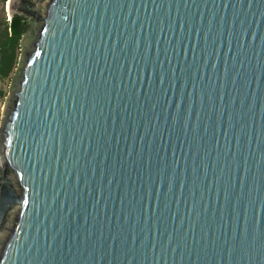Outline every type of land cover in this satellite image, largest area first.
<instances>
[{
    "label": "water",
    "instance_id": "1",
    "mask_svg": "<svg viewBox=\"0 0 264 264\" xmlns=\"http://www.w3.org/2000/svg\"><path fill=\"white\" fill-rule=\"evenodd\" d=\"M0 264H264V0H7Z\"/></svg>",
    "mask_w": 264,
    "mask_h": 264
},
{
    "label": "trees",
    "instance_id": "2",
    "mask_svg": "<svg viewBox=\"0 0 264 264\" xmlns=\"http://www.w3.org/2000/svg\"><path fill=\"white\" fill-rule=\"evenodd\" d=\"M6 0H0L3 4ZM0 13V79H9L14 73L20 54V40L27 29V19L14 15L6 20Z\"/></svg>",
    "mask_w": 264,
    "mask_h": 264
},
{
    "label": "rangeland",
    "instance_id": "3",
    "mask_svg": "<svg viewBox=\"0 0 264 264\" xmlns=\"http://www.w3.org/2000/svg\"><path fill=\"white\" fill-rule=\"evenodd\" d=\"M6 2H7V0L3 4L0 2V13L2 14L1 10L3 8L4 15H6V20H8V14L6 12ZM13 74L10 76L9 79H4V80L0 79V115H1L3 107H4L5 98H6V95L8 93L9 85H10L11 78H12Z\"/></svg>",
    "mask_w": 264,
    "mask_h": 264
},
{
    "label": "built area",
    "instance_id": "4",
    "mask_svg": "<svg viewBox=\"0 0 264 264\" xmlns=\"http://www.w3.org/2000/svg\"><path fill=\"white\" fill-rule=\"evenodd\" d=\"M10 20V17H8V21Z\"/></svg>",
    "mask_w": 264,
    "mask_h": 264
},
{
    "label": "flooded vegetation",
    "instance_id": "5",
    "mask_svg": "<svg viewBox=\"0 0 264 264\" xmlns=\"http://www.w3.org/2000/svg\"><path fill=\"white\" fill-rule=\"evenodd\" d=\"M27 25H28V22H27Z\"/></svg>",
    "mask_w": 264,
    "mask_h": 264
}]
</instances>
